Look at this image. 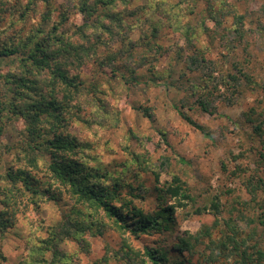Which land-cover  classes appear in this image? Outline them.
<instances>
[{"label": "clouds", "instance_id": "clouds-1", "mask_svg": "<svg viewBox=\"0 0 264 264\" xmlns=\"http://www.w3.org/2000/svg\"><path fill=\"white\" fill-rule=\"evenodd\" d=\"M0 264H264V0H0Z\"/></svg>", "mask_w": 264, "mask_h": 264}]
</instances>
